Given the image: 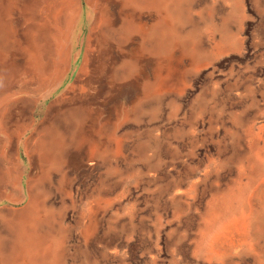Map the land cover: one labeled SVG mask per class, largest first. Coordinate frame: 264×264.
Instances as JSON below:
<instances>
[{"label": "rangeland", "instance_id": "1", "mask_svg": "<svg viewBox=\"0 0 264 264\" xmlns=\"http://www.w3.org/2000/svg\"><path fill=\"white\" fill-rule=\"evenodd\" d=\"M257 153L264 0H0V264L21 221L62 264H264V226L200 247Z\"/></svg>", "mask_w": 264, "mask_h": 264}, {"label": "bare ground", "instance_id": "2", "mask_svg": "<svg viewBox=\"0 0 264 264\" xmlns=\"http://www.w3.org/2000/svg\"><path fill=\"white\" fill-rule=\"evenodd\" d=\"M37 146H40V152H47L51 149L44 141H40ZM256 157L257 163H262L264 166V158L260 153H257ZM252 177L253 174H249L246 183L243 182L236 186L239 187L238 190H235L236 187L233 190L228 189L226 193L219 195L213 201L209 216L206 217L208 222L205 235L203 234L200 244L201 249L206 253L213 251L218 238L225 231H242L246 250L256 252L255 237L257 236L255 235L259 236L263 232L264 206L259 209L255 202L258 201L260 194H262V199L264 198V168L261 170L259 179L258 176L253 179ZM258 186L260 191H258ZM253 188L257 190L254 194L251 191ZM254 205L257 207L256 210ZM22 214L26 215V213ZM37 226L34 221L30 224L21 221L12 227L10 241L12 248H10L5 264H62L58 256L59 246L55 244L52 246L48 243L44 245L43 241L47 238ZM51 257L52 260L47 261Z\"/></svg>", "mask_w": 264, "mask_h": 264}, {"label": "crops", "instance_id": "3", "mask_svg": "<svg viewBox=\"0 0 264 264\" xmlns=\"http://www.w3.org/2000/svg\"><path fill=\"white\" fill-rule=\"evenodd\" d=\"M167 41H168L167 38H165V39L161 40V43H159V44H160V45H167V44H168ZM46 145L49 146L48 148L51 147V146H50V142L46 143Z\"/></svg>", "mask_w": 264, "mask_h": 264}]
</instances>
